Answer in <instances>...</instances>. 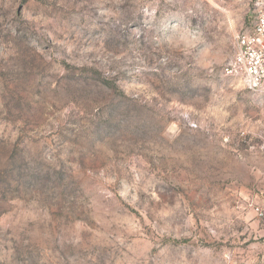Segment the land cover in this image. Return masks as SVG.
Listing matches in <instances>:
<instances>
[{"label": "rangeland", "instance_id": "374dc122", "mask_svg": "<svg viewBox=\"0 0 264 264\" xmlns=\"http://www.w3.org/2000/svg\"><path fill=\"white\" fill-rule=\"evenodd\" d=\"M252 0H0V264H264V91L227 77Z\"/></svg>", "mask_w": 264, "mask_h": 264}, {"label": "built area", "instance_id": "2783aa9c", "mask_svg": "<svg viewBox=\"0 0 264 264\" xmlns=\"http://www.w3.org/2000/svg\"><path fill=\"white\" fill-rule=\"evenodd\" d=\"M252 2L253 23L236 37L233 57L222 71L252 90L264 91V0Z\"/></svg>", "mask_w": 264, "mask_h": 264}]
</instances>
